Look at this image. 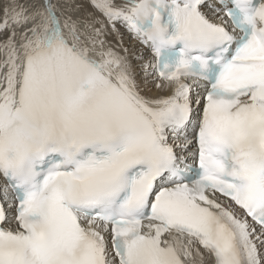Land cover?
I'll return each mask as SVG.
<instances>
[{"label":"snow or ice","instance_id":"1","mask_svg":"<svg viewBox=\"0 0 264 264\" xmlns=\"http://www.w3.org/2000/svg\"><path fill=\"white\" fill-rule=\"evenodd\" d=\"M0 264H264V0H0Z\"/></svg>","mask_w":264,"mask_h":264},{"label":"bare ground","instance_id":"2","mask_svg":"<svg viewBox=\"0 0 264 264\" xmlns=\"http://www.w3.org/2000/svg\"><path fill=\"white\" fill-rule=\"evenodd\" d=\"M108 39L110 41H112L113 43H116L117 42V38L115 36H109ZM123 47L124 48H128L130 49L131 52L135 53L137 51H141V46L134 41V39L132 38L131 34L127 33V32H124L123 33ZM146 57L147 53H145ZM139 64H140V61L136 60L134 57H133V65L134 67L136 68V71L139 73ZM156 91L155 89H153V93L152 94H156Z\"/></svg>","mask_w":264,"mask_h":264}]
</instances>
